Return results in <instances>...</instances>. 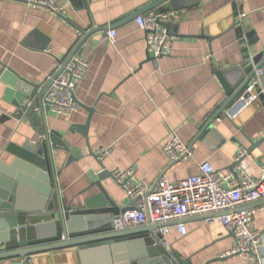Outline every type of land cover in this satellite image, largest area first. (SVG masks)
Masks as SVG:
<instances>
[{
    "label": "crops",
    "instance_id": "0c3cea01",
    "mask_svg": "<svg viewBox=\"0 0 264 264\" xmlns=\"http://www.w3.org/2000/svg\"><path fill=\"white\" fill-rule=\"evenodd\" d=\"M55 1L66 14L28 0H0V62L35 83H44L57 60L64 61L72 52L81 37L79 30L88 25H114L117 30L114 44L108 42L109 29H104L81 47L90 67L78 84L76 98L94 109L88 138L77 128L89 119L90 112L84 106L68 116H57L51 110L46 114L48 128L64 134L82 154L66 165L69 153L55 152L56 169L61 170L57 182L66 202L82 204L99 191L96 186L88 189L91 179L97 180L102 170L90 150L97 152L103 147L111 148L102 159L106 169L112 172L133 166L137 179L147 184L163 175L177 182L198 173V165L205 161L216 169L228 168L241 146L251 148L249 174H260L264 95L236 120H230L224 116L225 109L220 111L227 92L218 72L245 64L264 50V0H191L195 4L171 11L173 50L156 60L148 59L145 32L131 17L156 0ZM45 41L46 47L41 48ZM2 69L0 63V160L8 162L12 143L21 144L37 134L29 122L8 118L13 106L4 99ZM261 83L264 86V78ZM215 111L213 118H221V122L201 130ZM173 129L191 148L187 159L173 161L164 151ZM250 140L259 143L252 147ZM103 185L121 207L130 204L112 175L105 177ZM254 208L252 228L264 239V204ZM190 218L185 222V235L176 227L168 234L171 252L192 264L209 260H213L211 264H255L240 254L226 253L235 238L221 222ZM262 253L264 256V246ZM31 262L81 264L76 247L39 252L32 255Z\"/></svg>",
    "mask_w": 264,
    "mask_h": 264
},
{
    "label": "water",
    "instance_id": "95a60500",
    "mask_svg": "<svg viewBox=\"0 0 264 264\" xmlns=\"http://www.w3.org/2000/svg\"><path fill=\"white\" fill-rule=\"evenodd\" d=\"M169 3L168 6L162 5ZM195 4L191 0H156L146 8L136 11L131 17L145 13L149 9L157 12H171ZM169 33L172 22H166ZM114 26V25H113ZM113 26L95 27L88 25L79 30L80 39L72 52L63 61V70L75 54H81V47L96 32L112 29ZM249 36L253 32L248 33ZM46 42L41 48L46 47ZM148 59L156 60L148 52ZM3 69L1 80L6 84L4 99L13 106L8 118H16L29 122L37 138H27L21 144L12 143L8 151L12 159L8 162L0 160V261L8 264H31L32 255L67 247H76L81 264H192L177 252L164 249L157 243L160 234L155 230L164 225L150 224L118 229L116 220L127 210L134 208V202L121 207L111 198L103 185V180L112 172L97 152L90 150L100 165L98 179H91L88 189L96 186L99 191L86 198L82 204L66 202L61 196L57 182L61 170L56 169V151H66L69 157L66 165L81 158L78 147L71 144L64 134L51 130L46 124V114L50 104L45 94L53 79L44 83H35L16 72L13 68L0 62ZM264 66V50L253 56L249 62L239 66L222 69L218 73L226 88L227 97L220 111L237 97ZM264 73L259 76L263 80ZM76 101H79L76 98ZM80 104V103H79ZM80 106H84L80 104ZM90 112L86 124L77 125L78 130L88 138V127L93 107L84 106ZM216 111L201 126L205 131L212 126ZM252 147L259 142L252 140ZM251 152V148L248 149ZM235 163L231 164L232 167ZM87 189V190H88ZM264 204V200L243 205L238 209H246ZM230 213L222 211L197 218L209 219ZM191 218H186L184 222ZM177 224L171 222L169 225ZM213 260L205 264H211Z\"/></svg>",
    "mask_w": 264,
    "mask_h": 264
},
{
    "label": "built area",
    "instance_id": "2783aa9c",
    "mask_svg": "<svg viewBox=\"0 0 264 264\" xmlns=\"http://www.w3.org/2000/svg\"><path fill=\"white\" fill-rule=\"evenodd\" d=\"M35 6L48 8L57 14H66L63 6L55 0H28ZM173 13L147 11L135 18L139 27L145 32L146 48L156 58L169 55L173 50L174 36L169 33L166 22L170 21ZM242 15H240V18ZM117 41V30L108 31V42ZM62 60H57L55 69L47 75L46 80L53 79L45 94V100L50 104V110L57 116H68L80 108L76 101V90L80 80L84 78L90 67L88 59L81 54H75L56 77ZM264 73V66L257 71L253 78L226 107L224 116L236 120L255 100L264 95V86L259 76ZM221 118L213 121L219 124ZM110 147L97 151L101 159L109 155ZM165 153L171 160H184L191 156V148L172 130L171 137L164 144ZM250 153L241 146L234 157L232 167L216 169L210 162L198 165V173L182 178L177 182L167 176L160 177L153 184H147L136 177V169L115 168L112 177L116 184L123 189L134 208L125 211L117 220L116 227H126L158 224L164 225L155 230L160 234L157 243L164 249L171 250L168 234L173 227L185 235L186 218L199 215H209L229 211L221 216L211 217L210 222L218 220L225 228L234 234L233 247L226 253L240 254L251 259L255 264H264L262 246L264 239L259 230L252 228L256 208H238L264 200V162L260 164V174H249ZM171 222L177 224L169 225Z\"/></svg>",
    "mask_w": 264,
    "mask_h": 264
}]
</instances>
